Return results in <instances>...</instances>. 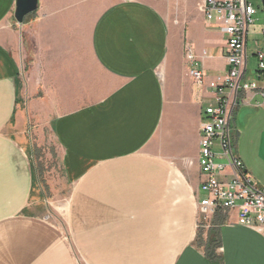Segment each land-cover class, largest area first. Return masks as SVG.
<instances>
[{
	"label": "crops",
	"instance_id": "obj_1",
	"mask_svg": "<svg viewBox=\"0 0 264 264\" xmlns=\"http://www.w3.org/2000/svg\"><path fill=\"white\" fill-rule=\"evenodd\" d=\"M38 1L20 25L16 0H0V264H264V229L237 210L199 224L214 94L190 70L228 69L206 0ZM258 99L239 94L244 107ZM46 133L65 229L35 163Z\"/></svg>",
	"mask_w": 264,
	"mask_h": 264
},
{
	"label": "built area",
	"instance_id": "obj_2",
	"mask_svg": "<svg viewBox=\"0 0 264 264\" xmlns=\"http://www.w3.org/2000/svg\"><path fill=\"white\" fill-rule=\"evenodd\" d=\"M204 14L208 26L224 36L228 69L223 76L211 79L202 70H190L193 81L206 85L214 94L200 125L199 167L205 197L197 201L199 224L203 226L217 215L237 210L239 225L264 229V189L246 170L235 150L237 132L233 134L231 129L240 92L259 91L264 98V88L259 85L264 81V52L256 51L255 79L246 77L247 45L256 9L252 0H206ZM188 58L192 60L193 55L189 53Z\"/></svg>",
	"mask_w": 264,
	"mask_h": 264
},
{
	"label": "rangeland",
	"instance_id": "obj_3",
	"mask_svg": "<svg viewBox=\"0 0 264 264\" xmlns=\"http://www.w3.org/2000/svg\"><path fill=\"white\" fill-rule=\"evenodd\" d=\"M252 3L256 9V15L254 16L255 22L250 27L247 48L248 75L254 76L258 67L256 51L264 52V7L262 0H252ZM260 103L261 106H264V100L259 99L252 101L250 105L258 107ZM240 105L242 108L238 115H234L231 123L233 134L237 132L235 150L241 157L248 173L253 176L258 186L264 189V109L252 106L244 107L242 100L238 106ZM44 139L34 143L38 176L45 184L50 183L46 195L50 218L59 217L60 226L65 229L67 225L64 223V212L67 205L68 188L59 169L57 154L50 135L46 133ZM36 143L42 146L37 147ZM54 191H60V196L55 195Z\"/></svg>",
	"mask_w": 264,
	"mask_h": 264
},
{
	"label": "water",
	"instance_id": "obj_4",
	"mask_svg": "<svg viewBox=\"0 0 264 264\" xmlns=\"http://www.w3.org/2000/svg\"><path fill=\"white\" fill-rule=\"evenodd\" d=\"M264 7V0H262ZM38 0H16L15 20L23 25L25 19L38 10Z\"/></svg>",
	"mask_w": 264,
	"mask_h": 264
}]
</instances>
